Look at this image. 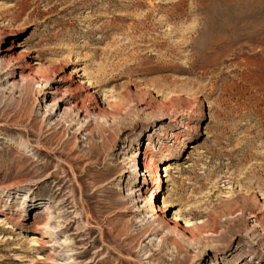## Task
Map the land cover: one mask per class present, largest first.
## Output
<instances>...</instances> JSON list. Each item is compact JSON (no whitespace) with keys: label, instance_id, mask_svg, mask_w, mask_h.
I'll return each mask as SVG.
<instances>
[{"label":"rangeland","instance_id":"374dc122","mask_svg":"<svg viewBox=\"0 0 264 264\" xmlns=\"http://www.w3.org/2000/svg\"><path fill=\"white\" fill-rule=\"evenodd\" d=\"M2 212L0 264H264V0H0Z\"/></svg>","mask_w":264,"mask_h":264},{"label":"bare ground","instance_id":"6f19581e","mask_svg":"<svg viewBox=\"0 0 264 264\" xmlns=\"http://www.w3.org/2000/svg\"><path fill=\"white\" fill-rule=\"evenodd\" d=\"M85 82H87V81H85ZM85 84H83L82 86H84ZM93 92H95V91L93 90V91H89L88 93H86L85 94L86 96H85L84 99L86 101L89 100V97L93 95ZM58 102H59V104H63L65 102H67V101L65 99L60 98L58 100ZM71 104L76 106L77 103H76V101H74ZM89 107H90V110L89 109L84 110V111L80 110V111H77L76 114L78 116L82 117V119H84V120L87 119L91 114H94V111L97 108V105L95 103H92L91 106H89ZM77 108H78V106H77ZM70 121H72V119ZM149 144L150 143L147 142V145L145 146L144 151H143V156H142L140 161L135 159V157L132 159L133 160V166H132V171H131L132 173H135V171L137 169V166L139 168H141V167L143 168L142 172H139L140 169L138 168L137 172H138V175H140V177H138V180L136 181V184L131 189H129L130 192L127 193L128 195L129 194H133L134 199L139 202V203L135 204V207H134L133 211H142V210H144L145 205L147 204V202H150V205L148 206V213H147V216H146L150 220L145 221L143 224H140V225L142 226V225H145V223L149 222L150 223L149 226H151L150 234H153V235L157 234L159 232V230H165V232H167V234L177 233L178 235L184 236L186 229H184L181 226H185L187 224H184V225L179 224V222L177 221L178 218H177V216L175 214H172V215L164 214L163 215L161 213V211H163V210L159 207V205L155 204V202L153 201V195L158 192L160 181L163 182V179L161 180V177L165 178L167 176L166 173L165 174L164 173L161 174V172H159V170L167 171V168L165 166L159 167L160 165L159 166L157 165L156 172H154L152 167L149 166V164L147 163V159H148L147 153L150 150ZM139 178H142V180H140ZM164 181H166V179ZM148 182L152 183V184L153 183L157 184V187L153 188L149 192V195L146 194L145 190H142L143 187L145 189H147ZM27 191H29V190H27ZM0 215L1 216H5L6 213L2 212ZM43 219H44V222L34 225L36 228H38V230L36 232L38 234H40V235H41V233L43 231L42 229H44L45 227L46 228L49 227L48 223L50 222V219H51L50 214L46 212V214L43 215ZM142 220L144 221V218L141 219V221ZM0 223H2L6 229L13 230V229L18 228L16 224H11L5 218H0ZM147 235H149V234H147ZM30 236L32 238V245H37V243L39 242V235H35L34 234V235H30ZM162 236H166V235L164 234ZM7 239H9V238H7ZM7 239H4V235H0V240L5 241ZM172 242L178 248L176 239L172 240ZM39 258L41 259L42 256H39Z\"/></svg>","mask_w":264,"mask_h":264}]
</instances>
